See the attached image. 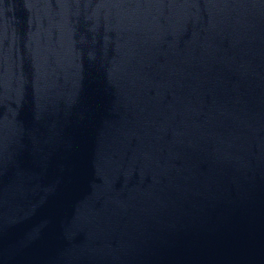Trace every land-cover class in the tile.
<instances>
[{"label": "water", "instance_id": "water-1", "mask_svg": "<svg viewBox=\"0 0 264 264\" xmlns=\"http://www.w3.org/2000/svg\"><path fill=\"white\" fill-rule=\"evenodd\" d=\"M0 264H264V0H0Z\"/></svg>", "mask_w": 264, "mask_h": 264}]
</instances>
